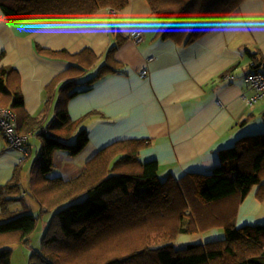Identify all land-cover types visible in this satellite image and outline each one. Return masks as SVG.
I'll return each instance as SVG.
<instances>
[{
    "label": "trees",
    "instance_id": "1",
    "mask_svg": "<svg viewBox=\"0 0 264 264\" xmlns=\"http://www.w3.org/2000/svg\"><path fill=\"white\" fill-rule=\"evenodd\" d=\"M242 1L147 0L160 23L159 36L176 37L185 44L218 28ZM127 2L0 0V9L11 24L62 23L102 8L119 10ZM245 51L251 61L248 72L264 71L258 50ZM50 54L73 59L61 77L82 71L83 57L96 59L88 50ZM110 71L115 68L103 64L87 83ZM15 73L13 67L0 66V107L16 113L19 134L40 136L29 196L40 212L50 213L40 249L33 250L28 264H264V222L235 225L238 207L253 186L257 187L255 197L264 200V132L240 136L220 149V163L208 173L186 172L161 179L157 161H142L138 156L148 139H120L97 150L79 175L51 177L54 152L78 154L88 142L87 131L80 128L73 138L81 119L71 120L63 107L56 110L54 119L39 125V118L25 111L19 89L10 84ZM76 78L60 85L64 100L75 94ZM247 121L248 117L237 125ZM70 139L75 141L69 143ZM19 180L15 172L0 189V264H11V245H28L37 225V217L26 207L7 208L13 198L19 199ZM212 228H222V237L204 244L175 243L180 234H201Z\"/></svg>",
    "mask_w": 264,
    "mask_h": 264
},
{
    "label": "crops",
    "instance_id": "2",
    "mask_svg": "<svg viewBox=\"0 0 264 264\" xmlns=\"http://www.w3.org/2000/svg\"><path fill=\"white\" fill-rule=\"evenodd\" d=\"M159 26L147 0H128L119 10L102 8L62 23L11 24L0 9V66L15 69L10 84L21 92L25 111L44 126L63 107L71 120L81 119L73 138L80 128L88 134L78 154L54 152L51 177L79 175L97 150L120 139H148L138 156L157 161L161 179L208 173L219 165L220 149L240 136L264 132V101L248 104L252 91L243 79L251 65L245 50H258L264 58V1L243 0L218 28L187 44L159 36ZM137 32L142 40L135 43ZM61 50H88L96 59L84 55L89 62L82 58V71L61 77L73 62L50 54ZM103 64L115 71L88 84ZM141 69L147 71L144 77ZM74 77L76 92L64 100L59 87ZM28 133L21 150L0 137V189L15 172L20 179L19 199L8 203L10 211H19V202L30 207L24 198L31 195L41 141L37 132ZM256 189L240 203L236 227L264 222V200L255 197ZM210 230L214 239L221 237L219 228ZM198 235L180 234L176 243L184 245Z\"/></svg>",
    "mask_w": 264,
    "mask_h": 264
},
{
    "label": "built area",
    "instance_id": "3",
    "mask_svg": "<svg viewBox=\"0 0 264 264\" xmlns=\"http://www.w3.org/2000/svg\"><path fill=\"white\" fill-rule=\"evenodd\" d=\"M135 43L142 40V35L137 32L132 36ZM147 71L141 69L139 76L144 77ZM244 81L252 91L247 102L250 106H253L259 100L264 99V71H250L247 72L244 77ZM30 134V133H28ZM0 137L6 140L7 146L10 148L23 149L27 140V135H21L17 131V115L9 107H0ZM26 155V150H23Z\"/></svg>",
    "mask_w": 264,
    "mask_h": 264
},
{
    "label": "rangeland",
    "instance_id": "4",
    "mask_svg": "<svg viewBox=\"0 0 264 264\" xmlns=\"http://www.w3.org/2000/svg\"><path fill=\"white\" fill-rule=\"evenodd\" d=\"M259 132H261V131H259ZM74 141H75V139H73V140L70 139V141H68V142L73 143ZM37 150H39V147H37ZM27 189L28 188H26V190ZM24 199H25L26 204L30 206L29 209H27V210H29L35 217H37L38 220H37V225L35 227V230L31 235V238H30L28 245L19 244V243H13L11 245V249H12L11 264H28V258L31 255V253L33 252V250H39L40 249L41 238L43 236L44 230L46 228L47 222L49 221V217H50V213L40 212V209L38 208L37 204L34 202V200H32V198H30L28 193ZM19 203L15 205V209L21 211L22 209L25 208V206L21 202H19ZM214 234L215 233L213 232V230L205 231L202 234H199L198 236H196V238H194L192 240V242H201L204 244L207 241L213 240L214 236H215ZM220 234L222 237V235H223V229L222 228L220 229ZM186 235H191V234H186ZM192 235H195V234H192ZM216 239H218V238H216ZM175 243H176V240H175ZM188 243H186V244H188ZM179 245H182V244H179Z\"/></svg>",
    "mask_w": 264,
    "mask_h": 264
},
{
    "label": "water",
    "instance_id": "5",
    "mask_svg": "<svg viewBox=\"0 0 264 264\" xmlns=\"http://www.w3.org/2000/svg\"><path fill=\"white\" fill-rule=\"evenodd\" d=\"M258 66H260V64H258Z\"/></svg>",
    "mask_w": 264,
    "mask_h": 264
}]
</instances>
